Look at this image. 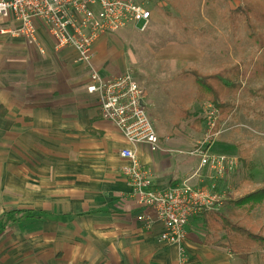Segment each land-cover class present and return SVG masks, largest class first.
Returning <instances> with one entry per match:
<instances>
[{"label":"crops","instance_id":"0c3cea01","mask_svg":"<svg viewBox=\"0 0 264 264\" xmlns=\"http://www.w3.org/2000/svg\"><path fill=\"white\" fill-rule=\"evenodd\" d=\"M147 9L149 26L154 14ZM17 26L13 17L0 13V30ZM122 32L125 28L106 33L94 44L93 64L105 78L130 70L118 35ZM37 35V42L30 43L0 31V108L7 110L0 116V199L8 200L1 186L8 184L13 208L43 212L6 216L10 228L4 230V223L0 229V264H264L259 246L233 253L222 233L213 237V244L207 242L211 233L204 213L191 218L182 244L160 240L164 223L133 198L122 173L127 161L120 149L128 145L126 139L102 115L98 95L87 91L89 66L76 49L58 48L42 24ZM172 45V54L182 53L190 63L212 60L211 49L191 42ZM241 62L235 58L241 64H235L240 68L236 78L244 71ZM160 117L152 120L163 146L174 151L138 145L140 160L153 172L157 187L170 188L186 179L210 184L212 171L186 153L194 140L159 130ZM260 190L264 186L230 198L216 211L264 234V194L245 198Z\"/></svg>","mask_w":264,"mask_h":264},{"label":"rangeland","instance_id":"374dc122","mask_svg":"<svg viewBox=\"0 0 264 264\" xmlns=\"http://www.w3.org/2000/svg\"><path fill=\"white\" fill-rule=\"evenodd\" d=\"M138 1L153 11L150 25L140 31L142 22H138L136 28L127 27L125 33L118 35L126 47L125 56L131 63L128 71L134 74L144 89L145 97L150 99L152 107L148 100L145 101L147 111L153 120L161 113V128H157L171 134L177 131L180 137L192 139L196 145L207 133L210 119L203 104L205 101L199 100L196 73L186 71L227 73L226 69L241 66L235 63V58H241L244 71L236 79V87L222 96L229 105L227 111L221 112L220 129L214 134L210 151L236 154L239 160L235 171L217 179V188L225 196L223 203L264 186L262 0ZM180 42L211 49V62L190 63L182 53L173 55L175 45L172 44ZM155 106L159 108L154 109ZM194 113L198 115L192 116ZM197 119L202 121L200 125H197ZM212 181L213 178H210V183ZM1 186H5L2 193L8 200L0 199V229L8 212L15 209L10 205V185ZM259 214L256 216L259 217ZM7 228L10 227L6 225L4 230Z\"/></svg>","mask_w":264,"mask_h":264},{"label":"built area","instance_id":"2783aa9c","mask_svg":"<svg viewBox=\"0 0 264 264\" xmlns=\"http://www.w3.org/2000/svg\"><path fill=\"white\" fill-rule=\"evenodd\" d=\"M0 13L18 22L16 28L1 29L2 33L10 32L36 43L42 24L58 48L77 50L80 60L90 68L87 91L98 95L102 115L117 127L128 144L120 149V155L127 161L122 173L132 186L133 198L141 206L152 209L156 219L164 223L162 242L182 244L187 239L191 218L223 204L225 196L217 188V179L235 171L239 160L233 154L210 151L214 134L219 131L214 129L221 114L211 102L205 101L209 129L186 153L199 157L200 167L212 171L214 180L208 186L192 184L186 179L173 187L159 188L151 169L141 162L140 144H147L154 152L174 150L163 146L146 108L144 89L134 74L127 71L105 78L94 66L93 56L94 44L100 36L127 27L136 28L140 21H144L140 30H145L151 18L150 10L138 0H0Z\"/></svg>","mask_w":264,"mask_h":264},{"label":"trees","instance_id":"16d2710c","mask_svg":"<svg viewBox=\"0 0 264 264\" xmlns=\"http://www.w3.org/2000/svg\"><path fill=\"white\" fill-rule=\"evenodd\" d=\"M262 2L264 3V0H262ZM241 12H243L242 8ZM236 71L237 75H239L240 68L237 66L236 69H226L225 72L227 73H224L223 71H221V73H197L195 78L196 84L198 85L197 91L199 94V100L211 102L215 107L218 108L220 114L222 111H227L229 104L223 101L222 96L226 94V92L230 91L232 87H236ZM230 76L231 78H229ZM6 113L7 110L5 108H0V116H4ZM192 116H197V114L194 113ZM196 123L197 125H200L201 120L197 119ZM219 129L220 121L215 127L214 132H217ZM257 193L264 194V190L249 194L245 198L250 199L254 196V194ZM241 201L245 202V199H242ZM242 202L239 201V203ZM31 213H36L41 216L43 212H36L32 209H13L8 212L9 216L16 214H26L27 217ZM204 219L206 227L211 233L206 235V241L210 244H213L211 241H213L214 236L219 238L220 233H222V237L227 240L226 248L233 253L242 252L255 246H259L260 248L264 249V234L253 231L242 223L232 221L230 218L216 210L205 212Z\"/></svg>","mask_w":264,"mask_h":264}]
</instances>
